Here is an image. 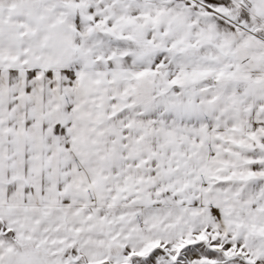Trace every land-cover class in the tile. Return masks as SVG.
I'll return each mask as SVG.
<instances>
[{
  "label": "snow or ice",
  "instance_id": "snow-or-ice-1",
  "mask_svg": "<svg viewBox=\"0 0 264 264\" xmlns=\"http://www.w3.org/2000/svg\"><path fill=\"white\" fill-rule=\"evenodd\" d=\"M0 264H264V0H0Z\"/></svg>",
  "mask_w": 264,
  "mask_h": 264
}]
</instances>
